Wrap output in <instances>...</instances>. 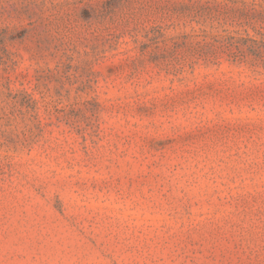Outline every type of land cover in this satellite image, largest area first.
<instances>
[{
	"label": "rangeland",
	"instance_id": "obj_1",
	"mask_svg": "<svg viewBox=\"0 0 264 264\" xmlns=\"http://www.w3.org/2000/svg\"><path fill=\"white\" fill-rule=\"evenodd\" d=\"M0 264H264V0H0Z\"/></svg>",
	"mask_w": 264,
	"mask_h": 264
}]
</instances>
